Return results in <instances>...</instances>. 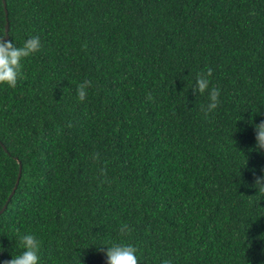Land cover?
Listing matches in <instances>:
<instances>
[{"label": "trees", "instance_id": "1", "mask_svg": "<svg viewBox=\"0 0 264 264\" xmlns=\"http://www.w3.org/2000/svg\"><path fill=\"white\" fill-rule=\"evenodd\" d=\"M6 2L0 35L41 48L0 84V264L29 233L39 264H264V0Z\"/></svg>", "mask_w": 264, "mask_h": 264}, {"label": "clouds", "instance_id": "2", "mask_svg": "<svg viewBox=\"0 0 264 264\" xmlns=\"http://www.w3.org/2000/svg\"><path fill=\"white\" fill-rule=\"evenodd\" d=\"M41 48L40 38L33 36L26 39L22 46L17 47L12 39H6V36L0 35V84H6L15 88L18 79L22 75V61ZM213 74L211 68L207 72L197 73L196 84L192 88L196 94L203 95L207 92L208 104L205 114L214 111L219 105L220 90L212 87L210 89V80ZM91 85L90 80H86L77 85L78 99L83 102L86 99V89ZM256 131V145L254 151H264V121L255 123L252 121ZM98 158V154H97ZM106 175V172L102 170ZM251 187L258 188V194L264 195V175L256 176ZM127 225L120 228L121 235L127 234ZM19 245L23 249L19 254L13 255V258L6 260L3 264H39L40 241L34 234H25L19 236ZM98 250L106 254L107 264H140V258L137 256V248L131 244L115 243L111 246L99 245ZM170 264V262H165Z\"/></svg>", "mask_w": 264, "mask_h": 264}, {"label": "water", "instance_id": "3", "mask_svg": "<svg viewBox=\"0 0 264 264\" xmlns=\"http://www.w3.org/2000/svg\"><path fill=\"white\" fill-rule=\"evenodd\" d=\"M4 1V5L5 7L7 6V2L6 0H3ZM6 13L8 14L7 12V9H6ZM8 30H9V23L6 24V39L9 38V34H8ZM3 147L6 149L5 145H3ZM21 169H22V165H20V173H19V176H18V179H17V183L12 191V193L10 194L9 198H8V201L11 199V197L13 196V194L15 193V190L18 186V183H19V180H20V176H21ZM7 207V203L4 205L3 209L0 211V214L3 212V210Z\"/></svg>", "mask_w": 264, "mask_h": 264}]
</instances>
